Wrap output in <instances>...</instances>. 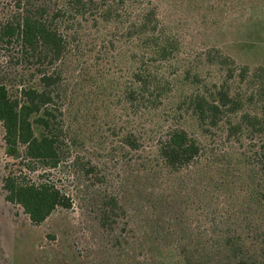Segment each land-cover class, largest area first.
<instances>
[{"label":"trees","instance_id":"obj_1","mask_svg":"<svg viewBox=\"0 0 264 264\" xmlns=\"http://www.w3.org/2000/svg\"><path fill=\"white\" fill-rule=\"evenodd\" d=\"M179 1L198 12V49L155 0L12 1L0 16L5 153L72 178L66 191L8 175L4 199L33 226L78 201L121 249L124 196L146 192L148 240L169 246L165 264H264V66L242 56L264 43L261 6ZM158 109L172 123L146 136ZM173 174L175 202L161 182ZM142 246L117 264H164L140 260Z\"/></svg>","mask_w":264,"mask_h":264},{"label":"rangeland","instance_id":"obj_2","mask_svg":"<svg viewBox=\"0 0 264 264\" xmlns=\"http://www.w3.org/2000/svg\"><path fill=\"white\" fill-rule=\"evenodd\" d=\"M12 1L0 0V16ZM155 1L160 5L162 16L165 19L173 18L178 24H181L182 27H179V30L190 33L188 41L192 44L193 49H198L199 46L195 42L201 36L199 28H196L195 17L198 12L188 8L186 3L179 0ZM258 2L261 9L258 11L259 15L254 18V22L258 29L264 31V0H258ZM239 12L240 6H238L237 15ZM260 37L264 42V36ZM242 56L252 66H264V43L258 44L254 50H247L242 53ZM7 58L5 46L0 44V62L4 63ZM164 111L165 109L152 111L143 120L141 127L146 136L150 135L147 125L158 130L161 125L166 124V121L172 123L165 116ZM143 146L146 147L148 144L145 142ZM8 175L23 176L32 181L41 179L40 175H43L44 178L55 182L66 191L71 187L72 177L60 169H43L34 166L33 163L26 165L25 162H19L7 155L3 142V128L0 123V246L9 264H117L118 261H124L125 256L131 258L132 252L135 251L136 239H140L144 245L141 247L143 254L138 256L140 260L150 256L151 260L153 258L160 259L164 264L172 261V257L167 258L169 246L157 248V244L148 240L150 237L148 221L151 217L144 207L150 199V195L145 194L146 192L142 197L135 199L127 195L124 196L127 208L124 222H127L121 232V238L125 242L121 249H118L113 247L110 241L118 233L113 235L98 229L94 221L83 213L78 206V201L75 200L72 209H59L42 224L31 225L21 207L4 199L2 179ZM161 182L172 189V192H166V200L177 201L180 196L176 194V190L180 185L178 183H181L178 174L170 175L162 179ZM145 189L147 191V188ZM173 214V211L169 212V216ZM132 235L136 237L134 238Z\"/></svg>","mask_w":264,"mask_h":264}]
</instances>
